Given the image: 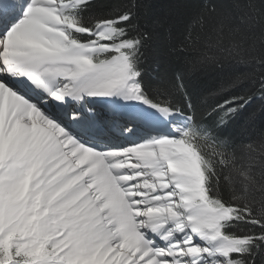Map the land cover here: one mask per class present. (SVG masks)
Segmentation results:
<instances>
[{
  "label": "snow or ice",
  "instance_id": "obj_1",
  "mask_svg": "<svg viewBox=\"0 0 264 264\" xmlns=\"http://www.w3.org/2000/svg\"><path fill=\"white\" fill-rule=\"evenodd\" d=\"M90 2L0 0V22L18 16L0 33V264H255L254 250L264 245V132L233 145L202 121L215 116L220 127L254 96L264 98V70L221 83L199 104L184 78L229 60L264 64V52L257 54L264 0H231L238 22L208 0L191 17L171 49L184 60L169 85L186 101L183 109L170 98L151 100L139 82L140 50L152 36L137 22L139 9L148 14L146 0L86 23L78 13ZM152 26L171 34L167 16ZM256 26L259 35L251 32ZM8 76L26 78L58 102L119 93L165 118L186 111L187 127L123 151H96L10 86ZM257 79L255 91L224 95ZM233 222L259 230L226 232Z\"/></svg>",
  "mask_w": 264,
  "mask_h": 264
},
{
  "label": "trees",
  "instance_id": "obj_2",
  "mask_svg": "<svg viewBox=\"0 0 264 264\" xmlns=\"http://www.w3.org/2000/svg\"><path fill=\"white\" fill-rule=\"evenodd\" d=\"M128 2L129 0H91L90 4L78 15L86 23L92 19L110 18L115 8ZM208 2L229 10L234 21L238 22L240 12L232 6L231 0H208ZM259 2L260 0H258ZM204 3L205 0H183L182 3H175L174 0H146L149 9L148 14L145 15L143 8L138 10L137 22L139 26L152 33L151 38L144 42V46L140 50L142 54L138 63V68L141 71L139 82L151 100L170 98L172 103L179 104L182 109L186 107L184 98L176 93L174 88L169 87V85L175 84L176 74L185 69L183 56L177 55L171 49L183 38L185 26ZM164 16L169 17L172 23L171 34L164 29H155L152 26V20ZM260 31V26H256L251 30L252 33L257 35ZM260 52H264V46H260L257 54H260ZM261 70H264V64H259L256 61L242 63L229 60L218 68L212 67L196 73H186L184 83L190 99L199 104L204 96L218 88L221 83L246 72H259ZM256 87H258V79L256 81L247 80L235 88L229 89L224 95H244L246 92L255 91ZM161 88L164 89L163 92L159 90ZM220 99V97L216 98L217 101ZM213 102L212 100L209 101V103ZM206 107L207 105H200L201 111ZM187 114L185 111L183 116L186 118ZM202 123L207 129L211 130L214 137L228 138L233 145L249 143L259 133L264 132V98L254 96L225 125L216 127L215 116L205 117ZM220 191L224 193L223 187ZM230 194L231 189H227L225 192L226 198L230 197ZM258 230L256 226L242 222H233L231 227L225 229L226 232L237 236L250 234ZM253 259L255 264H264V245H261L259 250H254Z\"/></svg>",
  "mask_w": 264,
  "mask_h": 264
},
{
  "label": "bare ground",
  "instance_id": "obj_3",
  "mask_svg": "<svg viewBox=\"0 0 264 264\" xmlns=\"http://www.w3.org/2000/svg\"><path fill=\"white\" fill-rule=\"evenodd\" d=\"M15 19H18V16L9 19L6 23L0 22V31H5L11 26V24L15 22ZM6 79L9 85L15 88L21 95L27 97L34 103H38L41 106L42 111L53 118L54 122H58L61 126L65 127L66 131L73 135V138L79 140L85 146L91 147L96 151H123L129 147L140 145L139 143H132L135 138H128L125 140L123 135L124 133L122 134V131L123 129L128 128V124L125 121L126 119L137 120L139 126L135 124L133 125L135 126L133 129V133H135L134 135L138 134L140 126H144L146 129L160 127L162 130H164L165 128H168V124L166 125L165 123L161 122L159 116L163 117V115L161 113H156L158 111L156 108H152V112H146L142 110L129 111L128 108L130 105L136 106L135 102L132 101V99H125L124 96L119 93L111 96L84 95L83 98L85 100L86 98L90 99L94 106L101 107L105 113L109 108L123 107V113L120 117L111 118L103 114L104 116L101 117H105L104 121H100V118L98 120L97 118L84 120L81 119L80 116H82V114H86L88 110L86 107H80L74 112L69 110L68 107L66 111H63V107L68 106L69 103L72 105H80L82 100L76 102V100L66 97L64 100L66 103L65 106H56L55 102H60L51 98V101L46 103V101L49 99V96L46 93L41 92V88H37L26 78L8 76ZM120 95L121 98L118 97ZM137 106L140 107V104ZM73 114H78V119H80L79 122L75 123L77 119H73ZM149 235L155 236V243L159 245L161 241L160 237L154 235L151 232L148 233V236ZM182 235V233H177V239L182 238ZM194 242L198 244L197 240ZM202 264H207V259H205Z\"/></svg>",
  "mask_w": 264,
  "mask_h": 264
},
{
  "label": "rangeland",
  "instance_id": "obj_4",
  "mask_svg": "<svg viewBox=\"0 0 264 264\" xmlns=\"http://www.w3.org/2000/svg\"><path fill=\"white\" fill-rule=\"evenodd\" d=\"M118 97L121 98V95L118 96ZM134 102H135V103H138L137 100H135V99H134ZM140 102H142V101H140ZM174 117H175V120H177V121H179V122H181V123H175V124H173L172 126L175 127L176 130H177V129L184 128V127H185V120L183 121V120H182V117H178V116H175V115H174ZM176 130H175V131L170 130V135H168V138H169V137H175V136H177V135H178V132H177ZM150 237H151V236H150ZM151 239H153V238L151 237ZM163 247H164V246H163Z\"/></svg>",
  "mask_w": 264,
  "mask_h": 264
}]
</instances>
